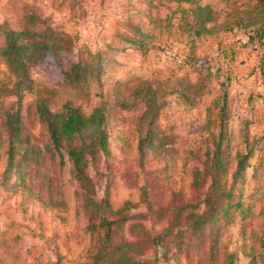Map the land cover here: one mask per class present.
Here are the masks:
<instances>
[{
  "label": "rangeland",
  "instance_id": "1",
  "mask_svg": "<svg viewBox=\"0 0 264 264\" xmlns=\"http://www.w3.org/2000/svg\"><path fill=\"white\" fill-rule=\"evenodd\" d=\"M255 4L0 0V24L18 31L49 30L60 46L29 63V90L16 87L0 59V264H92L102 217L116 222L114 244L147 239L148 248L136 261L218 264L234 253V264H263L264 45L258 36L248 44L247 34L260 19ZM199 5L208 7L212 22L205 27L211 35H195ZM226 35L231 39L221 40ZM241 55L250 62L244 75L234 69L239 61L245 65ZM77 62L84 70L73 81L66 74ZM176 79L200 82L202 95L196 98L195 90L178 87L179 94L164 97L152 127L141 118L142 104L119 106L132 100L143 81L167 91L177 86ZM39 103L53 112L70 103L86 117L105 104L108 153L88 157V188L74 180L64 152L62 160L46 151ZM15 111L21 140L5 175L9 143L2 123L4 114ZM218 144L220 170L214 166ZM249 152L247 167L236 172L238 159ZM224 190L231 192L227 211L222 210ZM89 196L99 209L87 208ZM205 211L215 216L194 234L188 218ZM175 219L179 224L165 234Z\"/></svg>",
  "mask_w": 264,
  "mask_h": 264
},
{
  "label": "trees",
  "instance_id": "2",
  "mask_svg": "<svg viewBox=\"0 0 264 264\" xmlns=\"http://www.w3.org/2000/svg\"><path fill=\"white\" fill-rule=\"evenodd\" d=\"M255 1V7L260 15L259 20H255L253 25H258L256 29L247 31L248 44H252L255 37L258 36L261 44L264 45V0ZM198 12L196 20H199L200 28L195 32L197 37L204 34L211 35L213 31L205 27L206 23L212 22V17L208 13V7L197 6ZM207 12L206 15L202 14ZM0 59L3 60L9 73L16 79V87L23 86L29 90L32 81L29 74V63L39 57L46 56L57 52L60 46L56 39L50 34L49 30L42 32L31 31L24 29L21 31L7 28L4 24H0ZM60 39V38H58ZM99 57V55H98ZM100 57L95 66L96 72L99 73ZM84 70L80 62L73 63L66 74L67 77L77 81ZM169 81V80H168ZM167 81V82H168ZM176 85L167 87V91L162 87H155L153 83L143 81L135 88L132 93L131 101H122L119 106L123 109H132L138 103L145 108L141 118L148 119V127H152L158 112L164 105V97L172 94H179L178 87L184 85L188 90H195L194 97L202 95L204 85L200 82L183 84L181 79H176ZM19 96V93H17ZM181 95L186 97V93L181 91ZM37 115L39 120L46 126L48 134V142L46 144V151L54 155L57 153L63 160L64 154L68 156L71 162V174L74 180L83 189L88 188L90 181L87 175L88 157L93 152L108 153V137L103 125L106 119V106L104 103L96 107L90 116L86 117L79 108L67 103L59 111L53 112L49 110L45 104L39 103L37 106ZM3 127L8 138L9 148L7 150V167L4 172L8 175L13 168L12 161L16 155V144L20 142V124L21 117L19 111L7 112L4 114ZM89 132L88 140L85 134ZM151 130L147 131L150 133ZM222 133L220 134L221 138ZM151 144V143H150ZM145 140L139 141V154L142 158L144 155ZM221 147L218 144L215 151L217 170L221 167ZM250 152L244 157L239 158L237 162L236 172L241 173L247 167V161L250 158ZM90 192V191H88ZM94 191L91 190L90 195ZM221 197L226 199L223 211L229 209L228 200L231 197L230 191H223ZM87 208L94 211L99 209V204L94 200L93 196L87 199ZM214 214L205 211L201 214L192 213L189 218L192 221V232L196 234L201 229L208 226ZM116 224L115 221H109L102 217L100 219L99 227L102 230V235L99 236L96 254L93 257L92 264H149L148 262L136 261L135 257L142 255L147 246V239H139L137 241H121L114 244L112 228ZM179 224L178 219H175V224L166 231L165 234L170 233L173 227ZM153 245V244H152ZM210 257L214 258L213 253ZM262 263L264 264V252L261 255ZM234 253L225 254L224 259L218 264H234ZM215 264V263H210Z\"/></svg>",
  "mask_w": 264,
  "mask_h": 264
},
{
  "label": "crops",
  "instance_id": "3",
  "mask_svg": "<svg viewBox=\"0 0 264 264\" xmlns=\"http://www.w3.org/2000/svg\"><path fill=\"white\" fill-rule=\"evenodd\" d=\"M232 36V35H231ZM230 40L231 39V37H229L228 35H226V36H223L222 38H221V40ZM239 58H240V60H243V58L246 60V63H245V65L243 64H241L243 61H239V62H237L236 64H235V67H234V69H235V72L237 73V74H240V75H244L246 72H247V70H248V65H249V61L247 60L248 59V57L247 56H245V57H243V55H241V56H239Z\"/></svg>",
  "mask_w": 264,
  "mask_h": 264
},
{
  "label": "built area",
  "instance_id": "4",
  "mask_svg": "<svg viewBox=\"0 0 264 264\" xmlns=\"http://www.w3.org/2000/svg\"><path fill=\"white\" fill-rule=\"evenodd\" d=\"M171 57L178 59V57L174 53H170Z\"/></svg>",
  "mask_w": 264,
  "mask_h": 264
}]
</instances>
